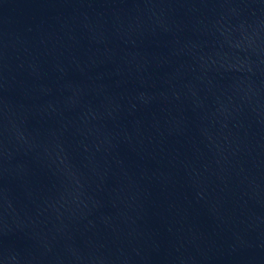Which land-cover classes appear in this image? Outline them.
<instances>
[{
	"label": "water",
	"instance_id": "obj_1",
	"mask_svg": "<svg viewBox=\"0 0 264 264\" xmlns=\"http://www.w3.org/2000/svg\"><path fill=\"white\" fill-rule=\"evenodd\" d=\"M0 264H264V0H0Z\"/></svg>",
	"mask_w": 264,
	"mask_h": 264
}]
</instances>
